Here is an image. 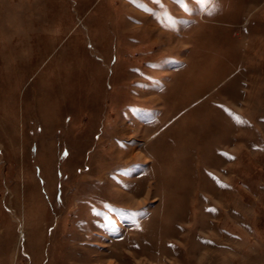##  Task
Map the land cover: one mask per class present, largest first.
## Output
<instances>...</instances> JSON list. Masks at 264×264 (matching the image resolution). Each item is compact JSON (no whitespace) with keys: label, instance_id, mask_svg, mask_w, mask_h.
<instances>
[{"label":"rangeland","instance_id":"1","mask_svg":"<svg viewBox=\"0 0 264 264\" xmlns=\"http://www.w3.org/2000/svg\"><path fill=\"white\" fill-rule=\"evenodd\" d=\"M0 264H264V0H0Z\"/></svg>","mask_w":264,"mask_h":264},{"label":"bare ground","instance_id":"2","mask_svg":"<svg viewBox=\"0 0 264 264\" xmlns=\"http://www.w3.org/2000/svg\"><path fill=\"white\" fill-rule=\"evenodd\" d=\"M126 197V196H125Z\"/></svg>","mask_w":264,"mask_h":264}]
</instances>
